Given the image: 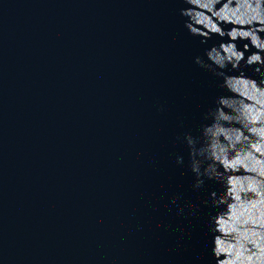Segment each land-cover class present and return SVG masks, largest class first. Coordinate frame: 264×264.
Here are the masks:
<instances>
[{"label": "water", "instance_id": "1", "mask_svg": "<svg viewBox=\"0 0 264 264\" xmlns=\"http://www.w3.org/2000/svg\"><path fill=\"white\" fill-rule=\"evenodd\" d=\"M121 264H264V165Z\"/></svg>", "mask_w": 264, "mask_h": 264}]
</instances>
